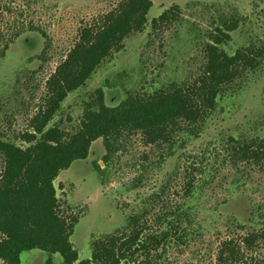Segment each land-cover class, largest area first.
I'll return each mask as SVG.
<instances>
[{"label": "rangeland", "instance_id": "1", "mask_svg": "<svg viewBox=\"0 0 264 264\" xmlns=\"http://www.w3.org/2000/svg\"><path fill=\"white\" fill-rule=\"evenodd\" d=\"M118 1L0 0V53L7 45L0 58V139L26 147L22 137L31 132L30 121L44 107L49 76L76 44L80 30ZM151 2L145 29L125 40L121 51L112 53L83 87L65 98L48 128L75 132L97 90L113 108L129 94H151L194 80L205 36L220 13L241 18L231 41L222 47L227 54L264 40V0ZM190 2L197 3L187 8ZM172 5L183 9L182 24L152 32L151 20ZM237 84L218 103L200 137L164 161L162 149L145 147L136 134L124 135L108 163L102 160L105 151L99 139L86 160L60 172L54 181L59 212L78 220L70 242L79 261L90 258L91 241L121 229L127 217L147 208L145 204L169 223L178 211L187 212L190 220L182 225L185 238L167 241L161 260L153 264H216L222 240H239L252 230L253 221L264 224L254 213L264 209V161L235 167L229 144L230 138L264 141V65ZM1 166L0 157V171ZM188 182L195 191L191 199L185 195ZM163 227L157 222L151 229ZM258 254L264 257V249ZM20 264H62V259L31 250L20 255Z\"/></svg>", "mask_w": 264, "mask_h": 264}, {"label": "trees", "instance_id": "2", "mask_svg": "<svg viewBox=\"0 0 264 264\" xmlns=\"http://www.w3.org/2000/svg\"><path fill=\"white\" fill-rule=\"evenodd\" d=\"M197 2H190V7ZM151 0H119L116 7L92 24L84 26L76 44L68 51L45 84L44 107L30 121L31 132L23 135L26 147L0 139V262L20 264L23 252L39 250L58 254L62 264H153L161 260L167 241H182V225L190 222L185 211L167 222L151 214L145 204L141 212L126 218L115 233L91 241L90 258L79 261L70 237L76 218L60 215L54 181L75 161L86 160L95 141L101 139L108 163L109 155L125 135H138L145 147L162 149L163 161L203 133L218 103L264 65V40H257L227 54L222 47L231 41L241 22L237 14H218L202 44V63L196 78L169 84L151 94H129L116 107L104 104L101 90L85 104L78 129L69 134L57 126L48 128L62 102L85 85L99 66L124 48V41L141 33L147 25ZM211 7V6H204ZM183 9L172 5L150 22L152 32L181 25ZM42 38L46 35L40 32ZM7 45L0 53L4 58ZM230 160L238 164H261L264 141L259 138L229 139ZM181 147V148H180ZM186 198L195 191L187 183ZM176 213V211L174 212ZM264 221V209L254 212ZM164 225L153 231L152 225ZM239 240L229 236L216 252V264H264L258 253L264 249V224ZM240 229L242 226H239ZM175 238V239H174ZM140 260V261H139Z\"/></svg>", "mask_w": 264, "mask_h": 264}]
</instances>
